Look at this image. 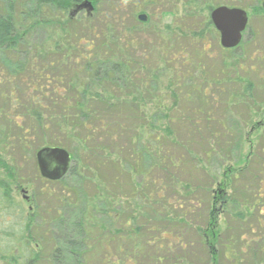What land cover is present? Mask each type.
I'll return each instance as SVG.
<instances>
[{"label":"trees","instance_id":"1","mask_svg":"<svg viewBox=\"0 0 264 264\" xmlns=\"http://www.w3.org/2000/svg\"><path fill=\"white\" fill-rule=\"evenodd\" d=\"M29 1L45 21L20 22L19 6L0 0L6 12L0 14V264H64L52 223L82 205L66 242L71 264H245L247 255L264 264V131L248 165L236 172L222 166L231 159L232 131L224 117L216 127L208 123L217 92H224L226 107L238 100L245 109L253 85L240 81L228 89L224 83L233 81L221 76L224 66L206 80L182 69L194 65L195 39L215 32L210 24L200 30L199 22L179 19L164 27L171 33L164 38L136 21L145 6L159 10L163 0H104L103 12L96 2L83 21L69 10L84 0ZM38 28L48 35L30 46ZM196 64L201 71L202 62ZM183 106L193 107L191 116ZM237 126L229 127L242 133ZM182 130L186 139L178 136ZM206 132L210 137H197ZM45 147L66 150L67 175L81 181L79 188L60 180L59 192L43 189L59 207L54 220L38 203L26 211L11 191L20 163ZM212 163L219 168L214 178L205 169ZM197 171L207 177L201 187L187 180ZM197 190L200 198L193 197ZM193 245L202 253V260L192 253L196 263Z\"/></svg>","mask_w":264,"mask_h":264},{"label":"rangeland","instance_id":"2","mask_svg":"<svg viewBox=\"0 0 264 264\" xmlns=\"http://www.w3.org/2000/svg\"><path fill=\"white\" fill-rule=\"evenodd\" d=\"M11 4L15 7V10H17V6H19V9L17 12H20L24 14L22 17L23 21L20 22H42L45 20H41L42 16L31 9V4L29 3V0H21V2L12 0ZM92 4L95 6L96 0H90ZM106 4L109 3V0H105ZM115 0H113L111 3H113ZM165 3L158 9H154V6L149 5L145 6L143 8V12H138L137 16L140 14H143L146 16L147 20L146 22H140L136 19L139 23L144 24H151L156 31H162L164 38H167L171 35V33L164 31V27L171 26L174 22H184L185 25H192L195 22H199L200 26L199 29H202L205 27V24L208 23V17L209 13L202 8V2L210 3V4H223L227 5L229 7H238L241 9H245L249 13V17L251 15L253 22H248V28L247 31L243 34V38L241 41V44L238 48L230 51L222 50L219 46V40L218 35L216 32H212L210 34V28L208 32L209 34H206L202 39H195L197 43L195 44V47L193 45L192 49H190V53L194 55L195 61L193 62L194 65H192V68H189L190 66L183 67V70H188L193 77H197L200 80H206V75L209 77L213 74H218L219 69L223 66L225 67V70L222 72L221 76L229 79L233 82H229L228 84L224 83L228 89H231L233 87V91L239 85V82L242 81V86L246 85V83H251L253 85L252 92L250 93V99L245 98L246 103V111L245 109H241L240 105L237 104L238 100H236V105H233V107H226L224 105V102L220 101L222 100L224 96V92H217L215 99L213 98L211 101L212 103H215L219 105L211 107L209 110H213L212 113H210L212 117L210 118L211 127L217 126L220 120L222 118L226 122L227 130L232 131L233 134V146H230L229 155L230 161H227V163L222 164V166H225L226 164H231L233 166V170H236V172L240 169H243L246 165H248V162L250 161V154L253 152L252 148H255L254 146H257V139L259 135H261L264 131V16L262 15V12L259 7L258 1L261 0H196L194 4H189L190 0H163ZM99 3L98 9L100 11H105L106 7L104 0H98L97 4ZM141 4L145 5L146 1L143 0L140 2ZM191 5V6H190ZM126 9L127 4L123 5ZM108 10V9H107ZM197 10V11H196ZM72 11V8L69 10V13ZM94 11V10H93ZM92 11V12H93ZM201 11V13H199ZM6 13L3 6L0 5V14ZM41 15H45L47 13L40 12ZM110 13V12H108ZM34 14V15H33ZM194 14V16H192ZM49 15H53L52 18H56L54 16V11L49 10ZM85 12H82L74 17V20L83 21L85 20ZM185 15H190L192 17L184 18ZM31 16H34V19L31 20ZM46 16V15H45ZM59 16V14H58ZM181 19L179 22L177 20ZM59 20L62 22H65L66 18L64 19L63 16H59ZM173 27V26H172ZM201 27V28H200ZM212 29V28H211ZM49 30V29H48ZM46 35H48V31L45 28H38L35 31H33V34L30 38L29 45L35 46L38 44H43L44 40L46 38ZM194 47V49H193ZM29 48H24V51L28 50ZM193 50V51H192ZM192 51V52H191ZM197 61L202 62V69L199 70L198 65L196 64ZM228 64L225 66V64ZM230 64V65H229ZM195 68H194V67ZM261 73L260 77L261 80L258 78L259 74ZM201 74V76H200ZM161 76V75H160ZM161 79V78H160ZM166 81V80H165ZM160 82V81H159ZM163 82V81H162ZM186 82V81H184ZM187 83V82H186ZM13 87V86H12ZM15 90H19V86L14 85ZM246 92L243 91L244 94ZM148 109V106L147 108ZM183 112L187 115V117L191 116V110L193 109L192 106H183ZM154 110H149L148 116L151 115V113ZM151 122V117L149 118ZM205 119V118H204ZM248 120V122L246 121ZM155 121V120H154ZM245 122L244 125L242 122ZM237 124V128L242 129V133L239 131H236L229 126H234ZM163 125V121L159 120V125ZM219 129V127H217ZM178 136L180 138L186 139V132L185 130L178 131ZM209 133H202V136H197L198 138L201 137H208ZM210 137V136H209ZM197 138V139H198ZM218 138V137H217ZM239 138V140H238ZM193 149H198L197 145L194 144ZM17 155V154H14ZM24 161V162H23ZM18 169V178L14 182L15 184L11 185V191L12 196L14 199L18 202H21L24 208L29 210L30 207L35 206V203L40 204V209H45L47 211V215H50V218L53 219V212L54 210H57L59 207L56 204V200L52 199L51 196L43 197L41 193L43 192V189H49L52 192H59L60 186L56 182L55 184H43L39 182L37 179L38 170L36 166L35 159L29 157L23 160ZM152 161L151 158H145L144 160V166L147 167L150 165V162ZM223 162V161H222ZM221 162V163H222ZM71 166V164H70ZM206 174L209 177L214 178L219 173V168L215 163L208 164V166L205 168ZM0 174L5 176V172L0 171ZM190 180L187 178L188 182L191 181L192 185H199V187L202 186L206 182L207 177L204 176L202 173L193 172L191 174ZM244 178V177H243ZM247 179V178H245ZM65 184L73 185L76 188H79V185L81 184V181L78 176L70 177L67 174L62 179ZM242 182V180H240ZM251 181V180H248ZM198 182V184H197ZM240 182V183H241ZM252 182V181H251ZM44 187V188H43ZM24 191V193H23ZM198 193V194H197ZM197 193L194 194L193 197H199L200 198V190H197ZM60 194V193H59ZM56 195V194H54ZM218 209V206L216 207ZM84 211V206L82 205L79 208L74 209H67L64 211V222L59 223L58 225L55 224L56 222L52 223L53 229L55 234L58 236V242L56 239L57 246L63 250L65 253V260L64 264H71L69 259V248L70 244L66 243L69 242V238L71 236L75 235V223L79 217V215ZM31 213V211H29ZM45 213L43 212L42 216ZM223 216L217 215V221L218 224L221 223V220ZM103 221H106V218H103ZM54 220V219H53ZM187 236H190V234H187ZM32 247L37 249V243L33 242ZM193 252L189 253L191 255V259L193 257H196L199 260V258L202 260V253L198 251V245L192 246ZM197 251V253L195 252ZM79 253V252H78ZM193 255H196L192 257ZM174 255L179 254H185L183 252H173L171 253ZM171 256V257H173ZM244 263L245 264H263L262 262H259V260H253V258H250L249 255H247ZM78 260V259H76ZM75 260V261H76ZM197 262L196 258H193L192 262ZM195 262V263H196ZM199 262V261H198ZM198 264V263H197ZM231 264V263H230Z\"/></svg>","mask_w":264,"mask_h":264},{"label":"water","instance_id":"3","mask_svg":"<svg viewBox=\"0 0 264 264\" xmlns=\"http://www.w3.org/2000/svg\"><path fill=\"white\" fill-rule=\"evenodd\" d=\"M262 9L264 12V2ZM92 10L91 4L85 0L75 6L71 16L80 11H85L87 15H90ZM137 20L146 22L147 18L145 15H139ZM210 21L219 34V43L222 49L231 50L239 45L247 25V16L244 11L219 7L211 12ZM35 162L38 174L42 179L57 182L67 174L71 164V156L62 148L45 147L36 152Z\"/></svg>","mask_w":264,"mask_h":264},{"label":"flooded vegetation","instance_id":"4","mask_svg":"<svg viewBox=\"0 0 264 264\" xmlns=\"http://www.w3.org/2000/svg\"><path fill=\"white\" fill-rule=\"evenodd\" d=\"M85 1V0H84ZM87 2H89L90 4H91V6H92V8H93V10H94V8H95V6L92 4V2L90 1V0H86ZM95 1V0H94ZM98 0H96V2H97ZM202 1V0H201ZM263 2H264V0H261V1H258V5H259V7H260V10H261V12H262V15L264 16V12H263V9H262V4H263ZM202 4V8H203V10H205L206 9V11L209 13V17H208V23L210 24V26L213 28V30L216 32V34L218 35V40H219V34H218V32L215 30V28L213 27V25L211 24V21H210V14H211V12L213 11V10H215V9H217V8H219V7H225V8H228V9H239V10H242V11H244L245 13H246V16H247V25H248V22H253L252 21V18H251V15H250V17H249V12L248 11H246L245 9H241V8H238V7H229V6H227V5H223V4H215V5H213V4H210V3H205V2H202L201 3ZM77 5H79V4H76V5H74V6H72V11L69 13V17L71 18V19H73L75 16H77L78 14H80V13H82V12H85V11H80V12H78V13H76L74 16H71V13L73 12V10H74V8H75V6H77ZM92 10V11H93ZM93 12H91L90 13V15H87L86 14V12H85V16L86 17H90L91 16V14H92ZM140 15H143V14H140ZM139 16V15H138ZM137 16V17H138ZM137 17H136V19H137ZM246 25V29H245V31L242 33V38H243V34L247 31V28H248V26ZM242 38H241V41H242ZM241 41H240V43H239V45L236 47V48H238L239 46H240V44H241ZM220 42V41H219ZM218 42V43H219ZM219 46H220V43H219ZM221 48V47H220ZM236 48H234V49H236ZM222 49V48H221ZM234 49H231V50H234ZM222 50H225V49H222ZM226 51H230V50H226ZM44 180V179H43ZM46 181V180H45ZM49 182V181H48ZM58 182V181H57ZM31 209V207L29 208V210Z\"/></svg>","mask_w":264,"mask_h":264}]
</instances>
